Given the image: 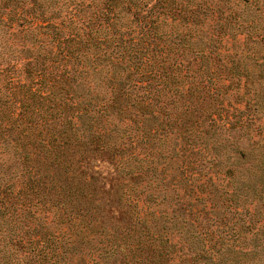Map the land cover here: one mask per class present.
<instances>
[{
    "label": "trees",
    "instance_id": "16d2710c",
    "mask_svg": "<svg viewBox=\"0 0 264 264\" xmlns=\"http://www.w3.org/2000/svg\"><path fill=\"white\" fill-rule=\"evenodd\" d=\"M260 4L0 0V264H264V162L206 142Z\"/></svg>",
    "mask_w": 264,
    "mask_h": 264
},
{
    "label": "rangeland",
    "instance_id": "374dc122",
    "mask_svg": "<svg viewBox=\"0 0 264 264\" xmlns=\"http://www.w3.org/2000/svg\"><path fill=\"white\" fill-rule=\"evenodd\" d=\"M239 18L220 38V42L214 44L221 56V64L226 68L222 71V79H227L220 91L221 102L214 114L213 127L207 126L212 131L206 142L209 148L220 150L222 164L229 155L227 163L231 166L235 163L241 179L251 182L259 176L257 164L261 160L264 162V36L255 33L256 26L264 29V5L260 4L257 10L255 6L244 7V13ZM192 33L194 39L204 34L198 31ZM231 67L235 70L233 77H227ZM235 72L237 75H234ZM213 83L217 85V81ZM235 150H243L244 157H238ZM206 154H212L211 149ZM249 166L254 168L247 170ZM222 183L225 184L224 179ZM236 185L241 186L239 182Z\"/></svg>",
    "mask_w": 264,
    "mask_h": 264
}]
</instances>
